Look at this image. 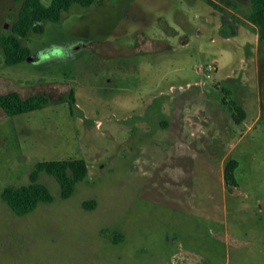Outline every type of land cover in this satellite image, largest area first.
<instances>
[{
	"label": "rangeland",
	"instance_id": "374dc122",
	"mask_svg": "<svg viewBox=\"0 0 264 264\" xmlns=\"http://www.w3.org/2000/svg\"><path fill=\"white\" fill-rule=\"evenodd\" d=\"M210 1L73 3L21 38L30 57L6 64L0 45V92L50 98L0 109V264H264V133L240 136L259 98L264 114V40L250 0ZM20 3L0 0V34ZM65 158L88 167L69 197L41 172L52 201L16 214L2 198Z\"/></svg>",
	"mask_w": 264,
	"mask_h": 264
},
{
	"label": "trees",
	"instance_id": "16d2710c",
	"mask_svg": "<svg viewBox=\"0 0 264 264\" xmlns=\"http://www.w3.org/2000/svg\"><path fill=\"white\" fill-rule=\"evenodd\" d=\"M94 0H21L17 10V17L12 22L11 32L0 34L4 61L6 64H15L30 57V49L23 44L21 38L30 31L43 32V21H58L63 11L69 9L73 3L89 6ZM214 7L217 4L208 0ZM251 10L245 15L256 28L259 38L264 40V0H250ZM72 95V90L69 92ZM50 98L46 94H32L21 96L17 91L0 92V109L6 115H15L41 108ZM239 120V119H238ZM238 160L228 159L223 169V179L228 189L237 186L234 171ZM41 172H47L55 177L60 186V196L67 198L75 190L76 183L83 180L88 172L84 158H65L37 161L29 174V182L9 184L2 188L1 196L16 214H25L32 211L39 202H50L53 195L49 188L39 181ZM94 200L85 201L84 205L92 207Z\"/></svg>",
	"mask_w": 264,
	"mask_h": 264
},
{
	"label": "crops",
	"instance_id": "0c3cea01",
	"mask_svg": "<svg viewBox=\"0 0 264 264\" xmlns=\"http://www.w3.org/2000/svg\"><path fill=\"white\" fill-rule=\"evenodd\" d=\"M251 26L255 30V35H254L255 43H258L260 41V38L258 37V33L256 31V28H255V26L253 24H251ZM256 58L257 59H256V62L254 64V69H255L256 74L259 76L260 75V63L258 61V59H259L258 55L256 56ZM248 60H250V59H248ZM262 67L264 68V64H263ZM216 69H217V66H216ZM246 117H247V113H246L245 117L242 118V121H241V123L244 125V130L242 131L240 136H242L245 133L249 134L251 132H254V137H255L256 135L258 136L260 133L261 134L264 133V114H262V106H261V103H260V98H259V105L257 106V109L255 110V112L252 114V117H250L249 120H246L245 119Z\"/></svg>",
	"mask_w": 264,
	"mask_h": 264
},
{
	"label": "built area",
	"instance_id": "2783aa9c",
	"mask_svg": "<svg viewBox=\"0 0 264 264\" xmlns=\"http://www.w3.org/2000/svg\"><path fill=\"white\" fill-rule=\"evenodd\" d=\"M216 69V64L215 62L211 61V62H208L204 68H203V72L205 71L207 73V76H209L208 72L212 71V70H215Z\"/></svg>",
	"mask_w": 264,
	"mask_h": 264
}]
</instances>
